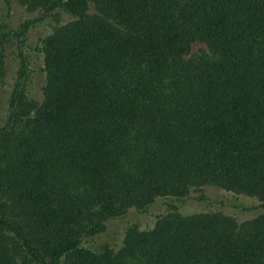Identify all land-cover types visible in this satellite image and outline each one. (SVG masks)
<instances>
[{
	"label": "trees",
	"instance_id": "16d2710c",
	"mask_svg": "<svg viewBox=\"0 0 264 264\" xmlns=\"http://www.w3.org/2000/svg\"><path fill=\"white\" fill-rule=\"evenodd\" d=\"M18 1L41 12L16 29L0 10L19 39L0 264H264V0ZM61 14L31 64L24 33ZM203 186L257 202L191 194ZM189 200L254 217L176 210ZM158 203L168 212L116 250L84 245Z\"/></svg>",
	"mask_w": 264,
	"mask_h": 264
},
{
	"label": "rangeland",
	"instance_id": "374dc122",
	"mask_svg": "<svg viewBox=\"0 0 264 264\" xmlns=\"http://www.w3.org/2000/svg\"><path fill=\"white\" fill-rule=\"evenodd\" d=\"M10 2V18L9 23L12 28L18 29V27L26 20L40 14L41 9L36 8L34 10L28 9L26 5L21 4L18 0H8ZM3 0H0V10H3ZM4 12V11H3ZM70 19L65 14L45 16V20L37 24L36 26H30L23 35V50L25 56L29 62L33 64L35 60H38L42 64V53H41V40L46 37L52 31L53 27L58 24H63ZM0 48L4 54V74L0 77V126H3L6 121L7 114V99L12 90L15 77L18 71L19 65V39L17 34L7 28L0 33ZM204 45L200 42H194L191 47L192 52H197L203 49ZM37 62V61H36ZM35 82V78L31 82ZM32 89V85L29 83L26 87V93L29 94ZM29 92V93H28ZM41 94H38L40 97ZM192 195L203 194L213 199L225 198L227 200H236L247 204L256 203L255 198H251L245 195H237L232 192L225 191L216 186H203L201 191L192 190ZM176 210L183 215H189L198 212H221L223 214L232 215L237 221L243 219H249L254 217L250 214H234V210L228 206H223L216 203H209L204 201L189 200L186 204L177 206ZM131 212L124 216L122 220L109 224V231L102 233L94 239H85L84 245L95 248L97 244L103 241H107L115 250L121 245L124 237L126 228L129 226H138L140 229H144L147 226H152L156 219L167 213L168 209L164 204L158 203L150 207L149 211L145 213H137L130 210ZM262 213V212H260ZM256 215L259 213H255Z\"/></svg>",
	"mask_w": 264,
	"mask_h": 264
}]
</instances>
